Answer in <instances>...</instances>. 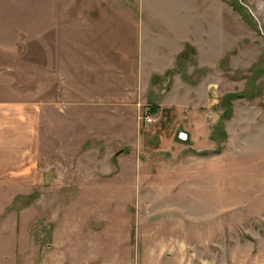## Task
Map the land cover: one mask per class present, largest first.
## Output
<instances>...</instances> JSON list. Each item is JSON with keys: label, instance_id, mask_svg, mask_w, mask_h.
<instances>
[{"label": "rangeland", "instance_id": "rangeland-1", "mask_svg": "<svg viewBox=\"0 0 264 264\" xmlns=\"http://www.w3.org/2000/svg\"><path fill=\"white\" fill-rule=\"evenodd\" d=\"M59 60L62 82L54 81ZM0 71L31 98L45 97L49 112L53 98L63 99L68 74L71 89L85 94L70 108L55 106L76 114L72 158L78 175L92 169L93 179L61 219L80 224L92 212L123 228L122 196L132 195L122 217L132 223L139 210L146 226L164 212L155 196L171 180L182 183L178 199L191 215L204 213L205 202L221 205L219 253L228 255L235 239L264 235V210H252L260 182L253 189L245 183L264 175V0H0ZM150 112L156 120L145 124ZM60 137L57 145L65 142ZM173 163L183 166L180 176L134 182L135 164L147 177ZM118 164L131 172L118 173ZM55 185L64 205L82 182ZM197 222L190 228L208 226ZM188 240L177 248L182 260L198 263L210 254L195 236ZM97 243L117 247L112 237Z\"/></svg>", "mask_w": 264, "mask_h": 264}, {"label": "crops", "instance_id": "crops-1", "mask_svg": "<svg viewBox=\"0 0 264 264\" xmlns=\"http://www.w3.org/2000/svg\"><path fill=\"white\" fill-rule=\"evenodd\" d=\"M89 21L86 19L84 22ZM6 33V37L13 39V25H9ZM61 65V60L54 64L56 82H62ZM68 75L65 78L68 88H64L63 99L51 100L55 106L64 103L66 108L67 104H74L78 97L85 96L71 89L72 75ZM10 81L8 75L0 71V264H264V235L261 236L258 231L259 238L235 239L228 255L215 250L217 246H222L221 233H214L216 220L221 215V205L218 207L215 202L213 205L205 202L208 208L204 213L201 211L197 218L179 202L182 183L171 180L166 182L167 190L157 192L154 197L160 202L164 200L165 207L161 208L164 212L153 214L156 217H151L146 226L141 224L139 210H135L137 218L132 223H126L122 217L126 198L130 200L132 195L122 196L120 223L123 228L119 225L117 228L109 226L104 214L94 219L92 212L87 213V220L80 224L71 218L61 219L66 206L76 201L93 183L92 169L89 174L78 175L77 160L71 154L73 151L75 155L78 147L74 144L76 137L73 135L76 114L68 109L63 111V115L62 110H57L55 106L52 112L47 111L45 97L31 98L27 90L12 86ZM59 87L63 92L62 86ZM63 133L65 142L57 145L55 142L61 140L60 134ZM186 135L184 132L178 134L180 138ZM262 163L264 165V161ZM118 166V173L130 171L120 164ZM136 167L137 164L130 172L133 173L134 182L138 183L147 179L159 180L163 176L174 178L180 176L183 169L182 165L173 163L166 166L165 174L145 177L141 175L140 165L137 170ZM135 171L138 172L135 174ZM255 179L260 185L251 193L259 203L252 210H264V193H258L264 189V175L246 180V187L253 189ZM67 181L82 182V186L76 195L70 199L67 196L63 205L62 194L55 189V184ZM46 182L51 184L53 190H47ZM140 193L139 190L135 192L137 200L139 195L142 198ZM168 205L172 206L170 210H167ZM71 211L76 213L74 209ZM197 220L208 226H200L201 229L197 230L190 228ZM42 227L48 229V236L46 242L41 244L38 239L43 237L40 231ZM192 236L198 239L196 244L200 251L208 250L210 253L198 263L182 260L178 255L181 253L177 251V248L182 249L190 244L188 239ZM98 237L114 238L117 247L103 250L97 243Z\"/></svg>", "mask_w": 264, "mask_h": 264}, {"label": "built area", "instance_id": "built-area-1", "mask_svg": "<svg viewBox=\"0 0 264 264\" xmlns=\"http://www.w3.org/2000/svg\"><path fill=\"white\" fill-rule=\"evenodd\" d=\"M153 115H154V114H152L151 112H150V113H146V114L143 116L144 123H145V124H151V123L155 122L156 118H155Z\"/></svg>", "mask_w": 264, "mask_h": 264}, {"label": "water", "instance_id": "water-1", "mask_svg": "<svg viewBox=\"0 0 264 264\" xmlns=\"http://www.w3.org/2000/svg\"><path fill=\"white\" fill-rule=\"evenodd\" d=\"M40 231H41V233L43 234V237L42 238H40V239H38L40 242H41V244L42 243H45L46 242V240H47V236H48V229L46 228H41L40 229Z\"/></svg>", "mask_w": 264, "mask_h": 264}, {"label": "trees", "instance_id": "trees-1", "mask_svg": "<svg viewBox=\"0 0 264 264\" xmlns=\"http://www.w3.org/2000/svg\"><path fill=\"white\" fill-rule=\"evenodd\" d=\"M152 112L154 111V110H151Z\"/></svg>", "mask_w": 264, "mask_h": 264}]
</instances>
